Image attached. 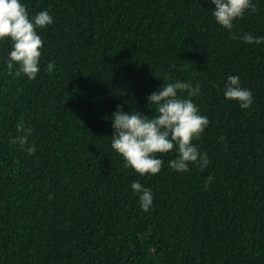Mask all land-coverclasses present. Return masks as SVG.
Instances as JSON below:
<instances>
[{
	"label": "trees",
	"instance_id": "1",
	"mask_svg": "<svg viewBox=\"0 0 264 264\" xmlns=\"http://www.w3.org/2000/svg\"><path fill=\"white\" fill-rule=\"evenodd\" d=\"M22 3L53 22L37 29L35 79L0 41V264H264V43L232 39L210 0ZM253 4L237 35H264ZM231 74L252 91L247 109L224 98ZM176 80L209 119L193 143L210 163L172 170L173 149L141 176L111 149L109 117L118 104L154 113L148 94ZM28 128L24 147L11 142ZM134 180L153 191L148 211Z\"/></svg>",
	"mask_w": 264,
	"mask_h": 264
},
{
	"label": "clouds",
	"instance_id": "2",
	"mask_svg": "<svg viewBox=\"0 0 264 264\" xmlns=\"http://www.w3.org/2000/svg\"><path fill=\"white\" fill-rule=\"evenodd\" d=\"M210 2L213 5L212 16L229 31L232 39L245 43H264V35L252 32L237 35L232 31L233 21L254 9L253 0ZM52 22L53 17L47 9L30 14L22 0H0V41L11 42L8 63H16L18 71L29 80L35 79L41 69L43 40L37 29ZM53 68L54 64L49 62L47 69L51 71ZM188 87L181 80L161 84L147 96L148 106L155 107L154 113L143 114L135 108L125 111L121 105H116L109 117L113 129L110 146L123 158L126 168L133 169L141 176L155 175L161 171L164 163L158 153L164 154L173 149L177 154L167 162L172 170L187 172L190 165L203 169L210 163L208 154L193 143L208 126L209 119L192 99L178 95V90ZM223 95L225 99L235 100L242 109L249 108L253 103L251 89L243 87L239 76L235 74L227 76ZM30 133V128L23 129V134L12 137L11 142L24 147ZM35 150L33 145L26 147L29 155ZM211 180V176L207 177L205 186ZM130 187L138 195L141 209L148 211L153 204L152 189L139 180L132 181Z\"/></svg>",
	"mask_w": 264,
	"mask_h": 264
}]
</instances>
